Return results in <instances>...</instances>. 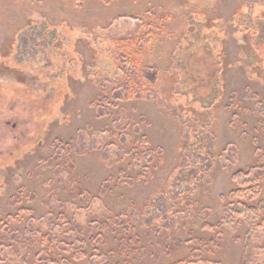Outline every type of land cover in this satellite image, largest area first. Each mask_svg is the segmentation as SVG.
<instances>
[{
	"label": "rangeland",
	"instance_id": "obj_1",
	"mask_svg": "<svg viewBox=\"0 0 264 264\" xmlns=\"http://www.w3.org/2000/svg\"><path fill=\"white\" fill-rule=\"evenodd\" d=\"M261 22L264 0H0V264H264L263 218L230 198L262 170L264 199ZM129 38L159 70L130 100Z\"/></svg>",
	"mask_w": 264,
	"mask_h": 264
},
{
	"label": "trees",
	"instance_id": "obj_2",
	"mask_svg": "<svg viewBox=\"0 0 264 264\" xmlns=\"http://www.w3.org/2000/svg\"><path fill=\"white\" fill-rule=\"evenodd\" d=\"M155 15L163 16L162 12L157 11ZM257 25V24H255ZM255 25H246V29H248V38L250 39V42L255 50L257 52V59L259 63H262L264 65V22H261V25H257V27L253 28ZM146 35L143 39L142 43H146L147 45H150L153 35L151 31H146ZM248 39V40H249ZM140 41L142 39L136 40L129 38L128 40H116L114 41V45H116V53H117V62L119 64V67L123 71L124 81L122 85L118 86V88L114 91V97L118 98L125 97L126 99L130 100L133 98H142L144 95L148 96V94H151L153 92V87L158 83L159 81V70L156 67H145L142 66L141 63V51L142 47L140 46ZM249 42V43H250ZM220 67H222V63L219 62ZM218 71L216 72V77L218 76ZM222 73H220L221 76ZM218 78V77H217ZM152 91V92H151ZM175 115H177V111L173 110ZM195 123H197V120H194ZM186 139L189 141L190 139V133L186 134ZM137 144V142H136ZM148 146V145H147ZM145 151L143 154L148 159H150V154L152 152L149 148L143 147ZM151 160V159H150ZM259 172V171H258ZM256 175H251L249 172H239L233 177V181L235 182V191H233L230 195V198L234 201L243 202V206L247 207L244 211H240L237 213L238 222L244 221L247 224H250L249 221L250 217H254L256 220L258 218H263V221L261 222V225L264 227V199L260 201L261 196V189H260V175L261 172ZM250 175V176H249ZM259 176V177H258ZM81 192H84V189L80 186L78 187ZM183 196V194L181 195ZM258 201V204L256 206H250V204H255V202ZM251 209H254V214L251 215ZM261 216V217H260ZM227 217V216H226ZM227 219V218H226ZM60 222H64V218H60ZM118 224H125L126 227H128V222L124 219H118L116 221ZM253 224V222L251 223ZM212 230H222V225H217L216 227H208ZM79 232H81L79 230ZM54 235L49 234L47 236H40L38 240L36 241L38 246L41 248L42 252L44 250H47L49 247L51 248V245L54 242ZM13 239H18V242L20 240V237L13 236ZM133 240V239H132ZM17 241V240H16ZM122 251L127 252L128 250V242L127 240L122 241ZM135 243V242H134ZM134 243H130V246H133ZM58 245H62V241H57ZM1 257V255H0ZM45 258V257H44ZM46 259V258H45ZM1 261V260H0ZM62 264H73V260L67 259V261H62ZM176 264H183V263H176Z\"/></svg>",
	"mask_w": 264,
	"mask_h": 264
}]
</instances>
